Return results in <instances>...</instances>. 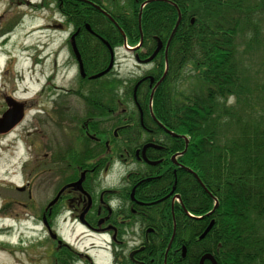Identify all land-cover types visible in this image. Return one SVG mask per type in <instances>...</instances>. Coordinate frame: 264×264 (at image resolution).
<instances>
[{"label": "flooded vegetation", "instance_id": "1", "mask_svg": "<svg viewBox=\"0 0 264 264\" xmlns=\"http://www.w3.org/2000/svg\"><path fill=\"white\" fill-rule=\"evenodd\" d=\"M154 2L163 6L150 8ZM172 4L174 0H0V119L14 107L22 115L8 132L9 120L0 126V140L12 136L19 153L13 207L30 212L20 217L29 227L38 175H51L52 189L36 206L41 229L55 243L54 256L44 250V264H217L199 238L202 232L192 238L191 197L184 204L177 191L180 175V186L191 193L190 156L184 162L181 158L188 142L159 125L153 108L168 56L174 54L170 43L175 34L167 45L172 29L164 34L145 30L142 19L160 11L170 22ZM180 16L179 25L186 21ZM57 33L60 42H54ZM27 59L31 75L24 83L25 69L17 66ZM66 59L75 72L67 80ZM107 82L112 92L102 91ZM211 220L209 215L200 219L204 228ZM63 227L73 228V240L58 231ZM178 228L184 236H176ZM44 245L48 247L46 240ZM205 255L214 262H201Z\"/></svg>", "mask_w": 264, "mask_h": 264}, {"label": "trees", "instance_id": "2", "mask_svg": "<svg viewBox=\"0 0 264 264\" xmlns=\"http://www.w3.org/2000/svg\"><path fill=\"white\" fill-rule=\"evenodd\" d=\"M174 1L187 24L171 43L164 85L153 97L155 118L188 138L182 161L190 156V168L218 202L205 249L217 264H264V0ZM168 9L170 22L159 11L143 17L144 29L168 33L176 15ZM177 191L184 204L191 197L193 216L212 208L193 176L190 195L180 175ZM190 225L192 238L205 229L200 219Z\"/></svg>", "mask_w": 264, "mask_h": 264}, {"label": "rangeland", "instance_id": "3", "mask_svg": "<svg viewBox=\"0 0 264 264\" xmlns=\"http://www.w3.org/2000/svg\"><path fill=\"white\" fill-rule=\"evenodd\" d=\"M10 2H16L17 0H9ZM56 34V33H55ZM58 39H54V42H60V38L62 39L60 33H57ZM62 57V54L59 55L58 59L60 60ZM65 57V56H63ZM23 60V58L21 59ZM68 59L64 60V68H63V74L65 79H69L74 77V69L70 68L71 66L67 64ZM28 62V63H27ZM27 62H21L17 66L18 69H25L24 70V83L28 82V78L31 75V71L28 70L29 67V60L27 59ZM184 68V67H183ZM37 70V69H36ZM67 71L68 75H67ZM132 71V70H131ZM123 72V71H122ZM182 73L191 75V71L189 69H185L182 71ZM33 76L31 80L35 79V71H33ZM66 74V76H65ZM183 74V76H184ZM36 75L41 77L38 72H36ZM123 76V75H122ZM60 78V75H58V79ZM186 86V82L184 80H181L179 82V89H183V87ZM102 91L104 92H112L113 89L110 86V84L107 82L103 85ZM99 93L96 92V96H98ZM99 102H103V99H99ZM33 124H36L35 118L33 119ZM14 137V136H13ZM12 136H9L7 138L0 140V217H7L6 220H1L0 222V228H6L7 225H10L14 227V230L8 231V234L6 236L0 237V246L3 247L6 251L9 252V255L5 257H0V264H44L43 260V252L44 250H47L49 248V255L52 257L54 254H56V251L53 249L55 248V243L53 244L52 241H48L46 238L45 233L41 229V224L39 223L38 218L41 217V211L36 209L37 205L42 204V202L47 197L48 193L52 189V182H49L51 175H48L45 173V175L41 174L38 175L37 182L35 183V187L33 190V199L35 201L34 203V210L31 215V222L33 223L31 229L32 232H29L28 226L26 236L21 237V232L25 228L26 224H23L21 220H16L15 218L20 217H29L30 212L26 211L24 213L23 208L13 207L14 203L18 201V195L16 193H13L12 189L14 190V184H20L19 174L17 173V170L14 171L13 166H15V160L18 161L19 153L17 151H14V144L11 143ZM13 145V146H12ZM13 152H15L13 154ZM17 169V168H16ZM106 178L102 179V185H105L107 182L105 180ZM107 186H104V189H106ZM6 206V210L2 211V206ZM23 224V225H22ZM24 227V228H23ZM60 233H64L68 236V239L73 240L74 235H71L70 233L73 231V228L64 229L61 228L58 230ZM74 232V231H73ZM45 240L48 244H45ZM10 243V244H8ZM52 243V248L49 245ZM87 244V241L85 242ZM100 256V255H99ZM60 258V257H59ZM49 260V257H48ZM53 264V263H48Z\"/></svg>", "mask_w": 264, "mask_h": 264}, {"label": "water", "instance_id": "4", "mask_svg": "<svg viewBox=\"0 0 264 264\" xmlns=\"http://www.w3.org/2000/svg\"><path fill=\"white\" fill-rule=\"evenodd\" d=\"M179 13V12H178ZM193 20H191V22H192ZM179 22H180V15H179V17H178V19H177V22H176V24H175V26H174V28H173V31H172V33H171V35H170V38H169V40H168V44H169V42H170V40H171V38H172V36H173V34H174V32H175V30H176V28L178 27V24H179ZM159 50V46L157 47V49H156V51H155V53L157 52ZM75 52H76V48H75ZM154 53V54H155ZM76 54H77V52H76ZM153 54V55H154ZM77 57H78V59H79V56H78V54H77ZM109 69L110 68H108V69H106L105 71H103V72H101V73H99V74H97V75H95V76H93V77H91V78H98V77H100V76H102V75H104L105 73H107L108 71H109ZM165 74H166V71L164 72V74H163V76H162V78L160 79V81L164 78V76H165ZM15 109H16V107H14V109L13 110H9L7 113H5L4 115H3V117L0 119V126H5V125H7V123L6 124H4V122L6 121V120H9V124H8V127L6 128V131L8 132L9 130H11L16 124H18L19 122H20V120L22 119V115H21V110H20V108H18V112L16 113V111H15ZM19 110H20V112H19ZM3 123V124H2ZM194 176H195V178L198 180V182L200 183V181H199V179L197 178V176L194 174ZM80 184V181H78L77 183H76V185H79ZM217 206V204H215L214 205V208ZM211 228V223L208 225V227L204 230V232L200 235V238H203L204 236H205V234L209 231V229ZM210 259L211 261H213V258L210 256V255H205V256H203L202 257V259H201V262L203 261V259ZM214 262V261H213Z\"/></svg>", "mask_w": 264, "mask_h": 264}, {"label": "bare ground", "instance_id": "5", "mask_svg": "<svg viewBox=\"0 0 264 264\" xmlns=\"http://www.w3.org/2000/svg\"><path fill=\"white\" fill-rule=\"evenodd\" d=\"M21 222H23V223H26L27 222V220L26 219H23V220H21ZM8 227L7 228H0V237H2V236H6L7 234H8ZM7 255H9V252L8 251H6L3 247H1L0 246V257H5V256H7Z\"/></svg>", "mask_w": 264, "mask_h": 264}]
</instances>
